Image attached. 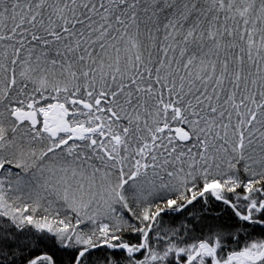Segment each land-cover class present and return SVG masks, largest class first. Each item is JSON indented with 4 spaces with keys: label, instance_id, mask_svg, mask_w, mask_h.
<instances>
[{
    "label": "snow or ice",
    "instance_id": "1",
    "mask_svg": "<svg viewBox=\"0 0 264 264\" xmlns=\"http://www.w3.org/2000/svg\"><path fill=\"white\" fill-rule=\"evenodd\" d=\"M0 264H264V0H0Z\"/></svg>",
    "mask_w": 264,
    "mask_h": 264
}]
</instances>
